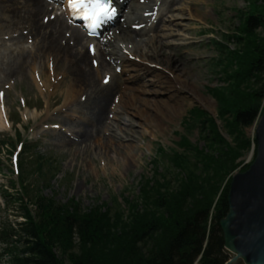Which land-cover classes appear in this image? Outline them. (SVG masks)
<instances>
[{
	"label": "trees",
	"instance_id": "1",
	"mask_svg": "<svg viewBox=\"0 0 264 264\" xmlns=\"http://www.w3.org/2000/svg\"><path fill=\"white\" fill-rule=\"evenodd\" d=\"M246 1L234 32L211 41L212 70L220 85L208 91L216 100V115L197 105L188 109L181 124L198 129V140L183 133L170 153L158 146L151 176L142 175L138 194L124 196V206L117 196L82 208L73 198L60 202L44 195L27 179L34 173L50 187L57 160L34 150L37 144L19 130L0 140L10 144L8 153L21 145L16 180L0 186V195L22 218L0 221V264L227 262L219 220L227 212L232 174L254 158L256 143L247 129L258 122L264 105V0ZM30 152L29 159L22 158ZM158 156L167 161L170 178L160 171Z\"/></svg>",
	"mask_w": 264,
	"mask_h": 264
},
{
	"label": "rangeland",
	"instance_id": "2",
	"mask_svg": "<svg viewBox=\"0 0 264 264\" xmlns=\"http://www.w3.org/2000/svg\"><path fill=\"white\" fill-rule=\"evenodd\" d=\"M45 1L54 7L51 17H54L55 14H69L67 7L69 0ZM127 1L129 2L130 0ZM133 1L135 4L146 7L150 2L153 5L154 0ZM12 2H15L16 6H12L11 2H7L4 3L3 8H0V18L2 17L3 20V25H0V51L2 57H5L3 60L0 59V94H2L0 95V119L4 122L2 126L0 120V140H10L11 137L15 136V129V132L19 130L22 136L27 135L30 140L36 141L37 146L34 150L46 157H52L57 160L58 173L50 180V187L44 186L42 179L34 173L28 177L27 182L32 184L33 188L42 189L44 195L53 197L57 201L66 202L68 198H73L80 202L82 208L104 201L110 202L113 196H117L122 206H124L122 200L124 196L135 197L138 194L142 175L151 176L153 172L151 162L158 146H164L166 152L170 153V148L177 146L179 136L183 133L187 134L193 142L198 140V129H190L181 123L188 109L196 105L211 115H216L217 103L208 91V88L220 85L219 76L212 70L211 64L215 56V49L211 46V41H221L222 35L233 33L238 22L237 15L240 11H245L247 8L246 0L157 1L163 8L162 22L160 23L159 21L155 33H149V36H151L146 37L151 40V44L158 40L171 43L175 47L174 50L165 49L166 54H174L177 59L182 56L184 64L182 65L181 73L179 72L178 74L183 78H187L190 82L192 81L195 92L202 100H198L187 93V98L183 100L181 112L171 115L169 119H163L164 126L161 129L159 127L157 129V126L148 128L142 125L141 127L138 124L141 121L135 115L130 114L131 111L127 106L120 105L118 101L113 103V100L110 99L105 105L106 118L109 104L112 106L109 110V117L106 119L104 127L100 128L99 132L95 131L94 137L92 135L91 138V142L95 146L85 150V148L82 149L84 147L83 144L80 145L79 142H74V144L79 145V148L76 146L74 151L75 148L59 142L60 138L67 140L61 133H63L62 130L64 129V126H62L63 115L70 111L67 108L62 109V107L65 100L63 95L65 90H67L66 84L70 80L72 68L64 60L53 59L51 55L40 53L42 44H39V41L34 36L29 37L27 35L28 29H26L27 26L24 25V22L32 19L31 17L34 14L33 1L13 0ZM126 2L119 6L118 17L121 21L125 19V11L128 6V2ZM28 12L31 13L29 14ZM172 16H175V18L171 19ZM46 19L47 16L43 14L37 17V20L43 25ZM16 20L21 23V26H19L20 32L17 28L12 27L14 26L13 21ZM28 23L27 21L26 24ZM67 23L79 28L77 23L69 19ZM118 23L120 24V22ZM166 26L173 33L172 37L162 36L168 34L165 31ZM7 28L9 33L6 31ZM18 37L19 41L14 40ZM87 44L84 43V52L88 51ZM96 44L97 41H94L92 47L95 48ZM229 44L233 47V43ZM147 50H149L147 47L144 48L142 46L138 52ZM152 50L155 49L152 48ZM156 51L159 52V58H164L161 54L162 50L156 49ZM21 53L23 55L39 53L41 60L34 63H26L21 72L15 77L5 79L2 76V71L7 68L5 62L9 61L8 63L12 67L18 66L21 59L17 58V55H21ZM153 53L156 54L155 52ZM166 54L163 52V55ZM52 70H55V75L52 74ZM150 70L157 72L159 68L151 65ZM43 73L50 75L55 82L59 81L61 86L56 88L47 87L46 84L48 82L42 79ZM112 73L118 75V71L114 66H112V72H109L111 78L108 84L111 86L115 85L114 80L111 81ZM128 76L126 75V77ZM152 79L151 74H144L133 82H135L136 86L137 84H143L148 87ZM58 87L61 88L59 89ZM112 95L111 93L109 98ZM117 110L121 113L119 116L121 121L119 125L121 127H127V120L131 121L135 126L134 129L137 131L135 142L128 138L120 140L113 138L112 141L110 140L111 135L108 130L106 131V126L111 121L116 123L113 117L116 116ZM118 112L117 114H119ZM70 118L72 117H67L65 121H69ZM10 119H13L15 125L12 124ZM112 125L114 126L113 129L116 130V125ZM249 130L247 133L251 134V128ZM116 131L118 132V130ZM68 138L76 139L73 136ZM102 138L104 139L103 141L101 140ZM100 143L103 149L98 145ZM202 143L203 141L199 142V144ZM125 146L129 148L127 149ZM130 146L134 148V151ZM10 148V144L3 145L0 142V186H3V188L9 186L11 178L15 179V174L11 173V170H15V166L13 157L8 154ZM31 153H23L22 158L28 157L27 159H29ZM250 157L251 152L247 156L246 161ZM157 163L160 171L170 178L172 174L166 171L168 163L163 156L157 157ZM172 183L175 185L174 182ZM9 191L16 193L12 189H9ZM15 206H10V203L6 205L0 195V221L5 218L12 221L21 220L22 218L16 215L20 211Z\"/></svg>",
	"mask_w": 264,
	"mask_h": 264
},
{
	"label": "bare ground",
	"instance_id": "3",
	"mask_svg": "<svg viewBox=\"0 0 264 264\" xmlns=\"http://www.w3.org/2000/svg\"><path fill=\"white\" fill-rule=\"evenodd\" d=\"M12 1L0 0V8H3L4 3L7 2H11L12 6L15 5L16 3ZM32 1L34 14L32 13L31 20H27L28 24H26L27 21L24 22V25L27 26L26 29H28L27 35L29 37L34 36L39 41V44H42L40 53L51 55L53 59L64 60L72 68L71 74L68 72L71 77L66 84L67 90H65L63 95L65 100L62 107V109L67 108L70 111L63 115L62 126H64V129L62 130L63 133H61L67 140L60 138V143L75 148L74 151L76 146L79 148V145L74 144V142H79L80 145L83 144L84 147L82 149L85 148V150L95 146L91 142V138L92 135L94 137L95 131L99 132V129L104 127L106 119L109 117V110L112 106L109 104L106 118L105 105L110 99L113 100V103L118 101L120 105L127 106L131 111L130 114L135 115L141 121L142 124L138 122L141 127L142 125L148 128L157 126V129H161L164 126L163 119H169L171 115L181 112L183 100L187 98V93L198 100H202L195 92L192 81L190 82L187 78H183L178 74L179 72L181 73V68L184 64L182 56L177 59L174 54H166L165 49L174 50L175 47L171 43L158 40L151 44V40L146 37L149 36V33H155L159 21L160 23L162 22L163 8L157 3L160 0H154L153 5L150 2L146 7L135 4L133 0H130V3L127 1L125 19L122 21L119 20L117 12L119 5L126 0H113L110 2L109 12L114 13L111 14L110 21H107V16L102 18L108 23L103 24L102 35L96 40L88 38L80 28L68 24V14H55L54 17H51V13L54 10L53 6L45 0ZM40 14L47 16L44 25L37 20ZM172 18H175V16H172ZM2 23L1 17L0 25H3ZM13 23L14 26L12 27L17 28L20 32L19 26H21V23L18 20L13 21ZM6 31H8V28ZM165 31L168 34L162 36H173L168 26H166ZM4 34L7 35L6 33ZM14 40L19 41V37ZM94 41H97V44L95 48H91ZM88 42L89 44H87ZM84 43L87 44V52L83 51ZM142 46L144 48L147 47L149 50L138 52ZM152 48L155 50H152ZM156 49L162 50L161 54L164 58H159V52ZM163 52L167 56L163 55ZM4 58L0 51V59L3 60ZM17 58H20L21 61L16 67L10 66L9 61L5 62L7 68L2 71V76L5 79L15 77L21 72L26 63H34L41 60L39 53L27 55L21 53V55H17ZM151 65L158 67L159 70L157 72L155 70L151 71ZM112 66L118 71V75L112 73L111 81L114 80L115 82L113 86L108 84L111 78L109 72H112ZM52 71V74L55 75V70ZM144 74H151V77H153L148 87L143 84H137L136 86L133 81H137L136 79ZM50 78V75L42 74V79L48 82L46 84L47 87L56 88L61 86V83L59 84V81L55 82L53 78L49 82ZM111 93L113 95L109 98ZM117 112L118 110L116 111V116L113 117L116 123L111 121L106 126V131L108 130L111 135L110 140L112 141L113 138H117V140L128 138L135 142L137 134L134 129L135 126L131 121L127 120V127H121L119 125L121 113L118 112L119 114H117ZM69 116L72 118L69 121H65ZM0 120L3 126L4 122H2V119ZM112 124L116 125L118 132L113 129L114 126ZM72 136L76 139L68 138ZM101 140L103 141L104 139L102 138ZM98 145L103 149L101 143ZM130 148L132 149L133 147L130 146Z\"/></svg>",
	"mask_w": 264,
	"mask_h": 264
},
{
	"label": "water",
	"instance_id": "4",
	"mask_svg": "<svg viewBox=\"0 0 264 264\" xmlns=\"http://www.w3.org/2000/svg\"><path fill=\"white\" fill-rule=\"evenodd\" d=\"M251 130L256 143L254 158L246 169L232 174L227 212L219 220L230 256L225 264H264V105Z\"/></svg>",
	"mask_w": 264,
	"mask_h": 264
},
{
	"label": "snow or ice",
	"instance_id": "5",
	"mask_svg": "<svg viewBox=\"0 0 264 264\" xmlns=\"http://www.w3.org/2000/svg\"><path fill=\"white\" fill-rule=\"evenodd\" d=\"M69 6L74 12L80 14L83 20L91 21L93 25L110 15V0H69Z\"/></svg>",
	"mask_w": 264,
	"mask_h": 264
}]
</instances>
